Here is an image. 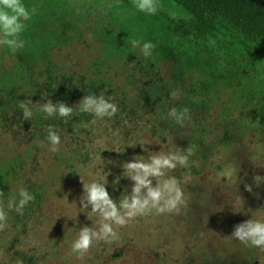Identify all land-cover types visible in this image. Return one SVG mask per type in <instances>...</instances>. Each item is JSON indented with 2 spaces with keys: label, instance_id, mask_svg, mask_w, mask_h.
Listing matches in <instances>:
<instances>
[{
  "label": "rangeland",
  "instance_id": "374dc122",
  "mask_svg": "<svg viewBox=\"0 0 264 264\" xmlns=\"http://www.w3.org/2000/svg\"><path fill=\"white\" fill-rule=\"evenodd\" d=\"M22 2L37 10L20 33L24 47L13 53L0 45V75L17 69L16 79H0V206L17 213L8 203H18L21 187L35 199L24 208L22 227L7 220L0 231V264H18L14 252L22 253L23 264H264V250L231 236L239 223L264 221V44L217 22L196 30L168 0H156L154 15L138 11L133 0ZM133 40L141 47L151 41V55ZM98 62L106 67L100 77L110 86V102L123 100L117 105L123 119L107 126L93 119L68 138L60 118L45 119L36 102H60V72L77 79ZM123 79L132 82L128 92L119 87ZM144 89L151 105L167 98L159 108L163 117L179 102L192 104L182 133L166 126L155 134L159 123L145 126V119L133 124L137 106L130 99ZM27 99L30 120L19 107ZM49 126L60 136L55 152L46 139ZM189 142L200 154L153 180L177 179L184 199L178 213L153 211L124 227L113 224L118 239H94L83 257L72 251L81 227L98 231L103 222L81 208L83 184H105L119 204L134 183L126 162L187 155Z\"/></svg>",
  "mask_w": 264,
  "mask_h": 264
},
{
  "label": "clouds",
  "instance_id": "9594fccd",
  "mask_svg": "<svg viewBox=\"0 0 264 264\" xmlns=\"http://www.w3.org/2000/svg\"><path fill=\"white\" fill-rule=\"evenodd\" d=\"M133 5L138 11L149 15L156 14L158 5L156 0H133ZM36 8L31 11L23 4L22 0H0V45L6 46L10 51L15 53L24 47V41L20 39V33L24 31L25 21H29L36 13ZM214 44L215 41H210ZM132 46L141 47L138 40L131 41ZM155 45L151 42H144L141 52L145 57L151 55V50ZM173 98H178L176 92H172ZM46 97L42 95V98ZM105 99L103 95H86L78 103L79 110L82 113L93 114L98 118H111L116 114L118 108L116 104ZM33 104L31 99L19 102V107L23 110V118L30 120L33 113L28 105ZM39 104L40 111L45 113V119L58 116L59 118H70L73 114V107L68 106L64 102L53 103L51 99L47 102ZM188 109L178 111L172 108L169 111L177 124L183 126L184 120L187 118ZM49 144L52 146L51 151H58L60 144V136L52 126L47 129ZM147 151V149H144ZM187 155L179 153H159L151 156L147 161L133 159L131 162L124 164L127 176L133 185L130 193L125 195L123 199L115 201L106 189V185L102 183L92 182L91 184H83V194L80 197V205L82 209L91 208L92 212L97 213L102 218V223L98 231L88 226L80 229L78 238L72 243V251L83 257L92 247L93 240H104L111 242L118 239V234L113 228V224L120 227L126 226L131 220L137 216L152 214L161 215L172 212H179L180 206L184 204L183 191L179 186V182L175 177H170L163 183L157 182L153 185L154 178L163 177L166 171L174 170L179 166H186L189 156L193 155L191 148L187 149ZM247 191L251 192L252 188L245 185ZM3 191H0V196ZM19 201L10 200L8 209L23 215L26 205L33 201L35 197L29 193L26 188L19 189ZM8 214L4 207L0 206V231L7 227ZM246 246L260 248L264 250V221L249 219L235 226L231 235ZM18 264H23L19 261Z\"/></svg>",
  "mask_w": 264,
  "mask_h": 264
},
{
  "label": "trees",
  "instance_id": "16d2710c",
  "mask_svg": "<svg viewBox=\"0 0 264 264\" xmlns=\"http://www.w3.org/2000/svg\"><path fill=\"white\" fill-rule=\"evenodd\" d=\"M174 6L179 7L186 16L188 17L189 23L196 30L208 29L212 28L213 25L217 22L222 25V28L229 27L231 30L243 35L244 37L253 40L255 42L264 44V0H168ZM94 64V63H93ZM91 64L90 67L85 71L82 76L73 79H70L69 76L63 71L60 72V102L66 103L68 106L73 107V114L70 118H60V133L63 132L68 138L71 136H75L77 132V127H83L91 122L93 119H100L99 122L106 124L107 121L112 122L113 124L120 125L118 121L123 119L117 113L109 117L98 118L93 114L82 113L79 110L78 103L80 100L86 95H103L105 99L111 98L108 96V91L110 86H106V82L101 79L100 74L103 73V68H106L98 62L96 65ZM103 67V68H102ZM4 74L0 75V79L3 76H9L12 79H16L17 69L13 67L11 70L5 72V69H2ZM128 72L134 73L132 69L128 70ZM31 77H27V82H30ZM110 82V81H109ZM168 84L166 83L165 86ZM128 86H132V82L130 79L121 81L119 87H121L125 92H128L126 88ZM47 88V87H46ZM108 88V89H107ZM122 91V94L125 92ZM158 92V90H156ZM155 92V93H156ZM32 93V92H31ZM56 93L51 92L50 96L55 95ZM36 95L35 98H37ZM130 104L134 103L133 106L137 110L133 116L135 119L133 120V124L135 120L145 119L147 124L145 126H150L154 123H159L160 128H157L153 131V133L158 134L161 132L163 127H171L174 132L182 133L184 128L180 124H177L171 116L163 117L164 114L159 110L164 104L168 102L167 98L165 100H161L157 104H152L151 101L153 97L149 96V93L146 89L137 92L136 96L133 99H130ZM122 99H116L117 105L120 106L122 103ZM181 105L173 106L178 111H183L185 107L187 109L191 108V105H187V102H179ZM116 105V106H117ZM160 105H162L160 107ZM132 106V105H131ZM132 106V107H133ZM147 113V114H146ZM145 114V117L142 115ZM187 119L189 118L188 113ZM129 118V117H128ZM127 118V120H128ZM223 124V123H222ZM223 127V126H222ZM148 129V127H147ZM191 127L189 129V132ZM151 132V129H149ZM195 129L193 130V132ZM188 132V138H190L191 133ZM225 138V135L222 136V141ZM185 144L183 140L180 142V145ZM191 149L194 151L193 155L200 154V150L196 144L189 142ZM81 153V150H80ZM82 157L83 155L80 154ZM75 158V157H73ZM30 205H28L29 208ZM27 210H23V215L18 213L7 212L8 221H11V227H22L23 226V217L26 216ZM20 219V220H19ZM19 224V225H18ZM14 239V238H13ZM13 244V243H11ZM10 244V246H11ZM10 246L8 248H10ZM6 248V249H8ZM21 252H14L13 255L16 256V259L19 261H23V256Z\"/></svg>",
  "mask_w": 264,
  "mask_h": 264
}]
</instances>
